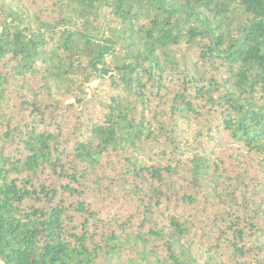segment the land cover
Returning a JSON list of instances; mask_svg holds the SVG:
<instances>
[{"label":"trees","instance_id":"1","mask_svg":"<svg viewBox=\"0 0 264 264\" xmlns=\"http://www.w3.org/2000/svg\"><path fill=\"white\" fill-rule=\"evenodd\" d=\"M0 264H264V0H0Z\"/></svg>","mask_w":264,"mask_h":264}]
</instances>
